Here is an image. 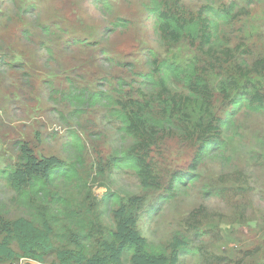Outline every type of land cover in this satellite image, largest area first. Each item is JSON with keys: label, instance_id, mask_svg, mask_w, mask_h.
Returning <instances> with one entry per match:
<instances>
[{"label": "rangeland", "instance_id": "374dc122", "mask_svg": "<svg viewBox=\"0 0 264 264\" xmlns=\"http://www.w3.org/2000/svg\"><path fill=\"white\" fill-rule=\"evenodd\" d=\"M156 0H0V177L18 161V145L37 158L75 161L73 134L81 140L78 181L55 192L100 201L105 194L143 198L139 226L144 237L166 246L175 233L192 252L179 264H264V112L241 110L222 131L226 149L209 155L195 171L196 147L166 133L149 154L158 188L145 191L129 170L117 169L133 142L120 129L119 103H153L161 93L143 82L152 61L167 57L148 8ZM192 13L206 7L233 9L221 27L236 58L234 71L264 59V0H178ZM200 66L214 58L202 53ZM173 90L176 86L170 83ZM81 96H79L80 94ZM99 93L97 102L91 100ZM80 99V102H79ZM214 114L228 118L217 94ZM194 174L168 202L170 176ZM14 192L0 178V222L24 216ZM158 206L148 219L147 210ZM110 223V222H109ZM39 264L19 260L10 264ZM51 260L46 264H51Z\"/></svg>", "mask_w": 264, "mask_h": 264}, {"label": "trees", "instance_id": "16d2710c", "mask_svg": "<svg viewBox=\"0 0 264 264\" xmlns=\"http://www.w3.org/2000/svg\"><path fill=\"white\" fill-rule=\"evenodd\" d=\"M148 11L167 57L158 64L154 59L152 72L142 78L165 93L153 103L127 99L119 103L115 115L122 134L133 142L120 154L116 168L131 171L145 191L158 188L149 154L166 133L174 132L175 138L196 147L189 166L193 172L209 155L226 149L222 130L235 114L241 110L264 112V59L251 67L243 60L234 71L224 69L236 58L237 48L227 47L221 32L233 9L206 7L195 14L178 0H156ZM197 50H202L207 60L216 58V67L200 66ZM171 82L176 86L173 90ZM216 94L228 103V118L215 116ZM90 98L97 102L100 94ZM71 138L77 153L70 163L54 157L37 159L25 144L18 145V161L0 178L14 192L25 215L0 222V264L21 259L39 264L49 260L51 264H179L180 258L192 252L190 239L178 232L166 246L143 236L139 212L145 204L141 197L124 201L107 193L94 201L89 192L77 199L55 192L58 183L67 184L70 190L78 181L82 145L77 135ZM170 179L162 202L171 200L195 177L191 172H174ZM158 209L150 207L148 219Z\"/></svg>", "mask_w": 264, "mask_h": 264}]
</instances>
